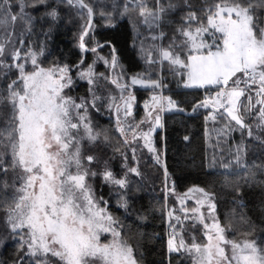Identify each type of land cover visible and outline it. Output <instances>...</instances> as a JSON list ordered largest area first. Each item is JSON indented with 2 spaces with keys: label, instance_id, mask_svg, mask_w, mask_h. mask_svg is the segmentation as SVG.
Returning a JSON list of instances; mask_svg holds the SVG:
<instances>
[{
  "label": "snow or ice",
  "instance_id": "6c2138e0",
  "mask_svg": "<svg viewBox=\"0 0 264 264\" xmlns=\"http://www.w3.org/2000/svg\"><path fill=\"white\" fill-rule=\"evenodd\" d=\"M66 2L87 9L89 16L92 15V8L85 0ZM46 4L47 0H0V29L4 36L0 40V57H4L6 44L11 42L14 34L8 30L9 22L14 24L18 18L31 20L26 9ZM138 7L145 22L151 17L156 27H159L162 13L167 10L160 0H156L154 11L147 8L144 0H138ZM171 7L169 4L168 8ZM258 7H264V0L257 3L253 0H215L204 10L203 18L189 12L178 29L184 38L182 46L188 49L187 56L181 59L171 46L159 53L163 60L186 70L181 74L185 76V87L217 88L214 95L206 96L194 106L193 111L197 108L211 109L206 119L214 121L222 109V116L226 115L241 128H248L249 135L251 130L241 115V97H246L245 109H255L264 120V26H261L264 20L256 16ZM48 15L55 17L57 13L52 10ZM163 35L161 32L153 39H161ZM103 46L99 42L93 48L80 44L82 51L94 53ZM9 58L14 63L5 65L0 60V75L3 74L2 69L8 67L17 70V77L6 84L5 98L12 107V115L8 126L0 129V149H7V152L0 151V172L16 171L20 181L10 197L0 196V207L7 205L10 231L22 241L21 247H26V255L40 258L34 264H48L49 255L56 257L60 264H138L133 248L121 237L118 222L97 203L86 183L89 172L81 163L80 132L83 131L89 140L98 138V133L87 121L86 109L95 107V101L100 97L93 92L91 102L81 99L77 103L67 96L64 90L73 84L68 66L42 67L37 61V52L30 51L22 57L16 49L9 53ZM97 59L113 69L118 63L114 48L110 59L100 56ZM29 62L31 69L26 70L25 65ZM81 65H84L83 58L76 70L79 77L90 85H94L97 78L108 79L96 73L95 62L83 68ZM110 82L120 90L119 99L123 102L121 120V107L115 103L117 97H110V107L117 113L120 133L126 137L130 132L133 139L139 134L149 145V150L155 152L150 137L156 127L163 126L160 113L173 108L183 109L170 96L152 95L151 102L144 103L148 110L146 117L139 122L128 123L127 118L132 115L131 101L135 97L130 92L125 96L126 90L137 84L152 89H160L164 85L158 79L141 75L131 77L130 82L125 81L122 73L116 74ZM257 104L260 106L258 109ZM81 109L85 110L84 115H81ZM143 124H148L147 131L141 129ZM130 142L125 139V143ZM86 159L91 163L93 157ZM156 159L159 162L160 157ZM236 162L239 163L238 156ZM130 171L136 172V169ZM104 178L121 187L126 185L124 179L113 178L111 171H105ZM6 187L5 183H0V191ZM188 191L202 194L203 198L196 199L199 207L190 211L203 223L200 207L207 201L210 216L215 209L211 195L203 188ZM186 198L190 197L181 198L182 206ZM122 206H127L126 201ZM182 210L187 218L189 210L183 207ZM172 215L169 211L168 216ZM176 219L180 220L179 217ZM212 220L211 225L204 224L206 240L203 244L193 240L189 246L182 236L177 240L174 231L168 241L169 251L183 250L194 254L195 264H264V247L255 241L227 239L225 229L214 216ZM102 236L105 237L103 241ZM225 246L229 251L226 252Z\"/></svg>",
  "mask_w": 264,
  "mask_h": 264
},
{
  "label": "trees",
  "instance_id": "16d2710c",
  "mask_svg": "<svg viewBox=\"0 0 264 264\" xmlns=\"http://www.w3.org/2000/svg\"><path fill=\"white\" fill-rule=\"evenodd\" d=\"M160 2L167 10L162 13L159 27H156L151 17L145 22L138 2L85 0L92 8L93 25L86 35L83 34L81 41L77 25L70 18L67 2L47 0L46 5L26 9L32 18L22 19L29 27L13 44V50L18 49L25 56L30 51L37 52V61L45 68L67 65L77 84L68 92L79 99L89 97L90 93L88 84L78 79L76 66L82 58L85 65L93 61L91 51H82L80 44L93 48L99 42L104 46L97 51L102 48V53L108 59L112 49H115L116 67L121 70L125 81L130 82V78L137 75L158 79L164 85V96H170L183 109L179 111L173 108L162 113L163 126L155 134V152L148 151L139 140L137 143H125L114 113L91 110L92 126L98 133V139L82 142L81 145V159L89 172L86 182L96 200L118 222L121 237L133 248L138 264H177L180 258L170 253L168 248L174 231L183 233L190 244L194 239L197 243L205 242L202 227L193 221L182 225L176 220L168 222L166 209L172 200L166 194L168 187L177 193H185L195 187L203 188L212 195L217 218L229 240L255 241L264 247V143L248 139L245 159L239 163L214 149L211 136L207 133L210 122L206 118L211 109L197 108L193 111L194 106L208 96L209 90L184 89L181 74L185 71L169 61H160V50H167L170 46L181 59L187 56L188 49L182 46L184 38L178 29L187 13L195 12L197 17L203 18L204 10L215 0ZM257 2L253 0V3ZM144 3L149 10L156 9V0H144ZM169 4L171 8H168ZM52 10L57 13L55 17L48 15ZM255 12L260 20H264V7L256 8ZM86 31L87 28L84 33ZM161 32L164 34L161 39H153ZM10 52L11 49L9 52L5 50L4 57H0L5 65L14 63L9 58ZM149 60L155 62L150 63ZM2 73L1 110L9 108L10 104L5 98L6 84L17 77V70L4 67ZM112 85L108 88L114 89ZM133 92L136 108L132 123H136L148 112L144 103L153 91L152 88L134 86ZM259 107L257 104L256 109ZM7 110L10 113L0 117V129L6 128L10 122L12 111ZM256 113L258 111L255 109L249 111L247 123L255 124ZM235 141H240L236 132L229 144ZM0 151L7 152V149ZM88 156L93 157L91 163L86 159ZM157 156L160 157L159 162ZM5 160H8L7 155ZM132 168L136 172L130 171ZM105 171H111L115 179H124L126 185L120 187L106 180ZM16 176L17 172L11 169L6 174L0 172V183L7 185L0 191V196L7 199L13 194L14 187L20 183ZM125 201L126 207L122 206ZM6 207H3L1 216L6 213ZM21 245L16 234L9 232L8 241L0 247V264H34L35 259L26 255L27 249H22ZM56 263L59 264L58 261ZM180 263L185 262L182 260Z\"/></svg>",
  "mask_w": 264,
  "mask_h": 264
},
{
  "label": "rangeland",
  "instance_id": "374dc122",
  "mask_svg": "<svg viewBox=\"0 0 264 264\" xmlns=\"http://www.w3.org/2000/svg\"><path fill=\"white\" fill-rule=\"evenodd\" d=\"M137 2H138V0H137ZM67 5H68V11H69L70 18L77 25L78 37L81 38V36L84 34V31L86 30V28L88 26V22H89L88 21L89 20L88 12H87L86 9L81 8L78 5L68 4V3H67ZM28 27H29L28 23H25L24 20H22V19L20 20L19 18L17 19V21L14 22V24L12 22H9L8 30L12 31L14 34L11 37V42L6 44L5 50L7 52H9L10 49H11V52L13 51V48H14L13 44H16V42L19 40V38L22 37L25 34V32H26ZM3 39H4L3 30L0 29V40H3ZM87 41H88V39H87ZM85 43H86V41H85ZM90 53L93 54L92 63L95 62V71H96V73L103 74V76L104 77H108V79L97 78L96 81H95V84L94 85H90L87 82V80L81 79L79 77V74H78V79L80 81L86 82L88 84L89 93H90L89 97L86 98V97L83 96V97L78 99L75 96L69 94L68 91H70V90H72V89L77 87V84L75 83L74 79H72L73 80L72 86L69 87V88H66L64 90V93L67 96L72 97L77 103H79L81 101V99L91 102L92 99H93V92L95 93L96 96L100 97V99L95 101V107L88 106L87 109H86L87 121L90 123L92 129L94 130V128L92 126V120H91V110L92 109H94L97 112L98 111H103V113L112 112V113H114L115 119L117 120V113H116L115 109L110 107V105L112 104V101H111L110 97L111 96H115V97H117L115 103L120 105V107H121V120H123V116H122L123 102L119 99L120 90L115 85L113 86L112 83L110 82V80L112 78H115L116 74H120L121 73V70L117 69V67H115L114 69L110 68L107 64H105L103 62V60L97 59V56L103 57L104 59H108L102 53V48L99 51L95 52V53L94 52H90ZM24 56L25 55H22V57H24ZM37 58H38V55H37ZM160 61H167V60H163L162 57L160 56ZM84 65H85V62H84ZM84 65H81L80 67L83 68ZM25 68H26V70L31 68L30 62L25 65ZM177 68H179V67H177ZM179 69H183V68H179ZM183 71L186 72L185 69H183ZM185 72H183V73H185ZM68 74L70 75V73H68ZM181 83H182V87L184 89H208L209 90L208 96L209 95H214L216 90H217V88L215 86H207V87H204V88L185 87L184 86L185 76H183V81ZM109 85H112L115 90L114 89H109L108 88ZM134 86H137V87H140V88H145V87H142L139 84L133 85L128 90H126L124 95L127 96L128 93L130 92L131 95H133L135 97V93L133 92V87ZM90 88L92 89L91 92H90ZM152 95H159V94L153 93ZM152 95H151V97H152ZM151 97L146 102L150 103L151 102ZM243 101H245V103ZM246 104H247L246 97H241V99H240L241 115L243 116L245 124H247L249 126V128L251 130V133H252L251 135L248 134V130H249L248 128H241L239 125H236L234 121H230V119L226 115L222 116L220 114L221 112H223L222 109L220 110V112L217 113L216 119L214 121L213 120H209L210 126H209V128L207 130V133L210 134V136H211L210 139H212V147L214 149H216L218 152H224L226 154V156H228L229 158H231L234 161H237V156L239 157V161H244L245 154H246V141L248 139L253 138V139H256L257 141H261V142L264 143V120H261L260 117H259V114L256 113L254 115L255 124L252 125L251 123H247L248 120H249L250 115H249V111H247L245 109V107L243 106V105H246ZM131 105H132V107H131L132 115L127 118V122L128 123H132L133 120L135 119V108H136V100L135 99L133 101H131ZM7 109H10L12 111L11 105H9V108H7ZM7 109H5V107L2 110L0 109V117H1V115H7L8 113H10L9 110H7ZM243 110H244V112H243ZM163 112L160 113V117H162V113ZM84 114H85V110L81 109V115H84ZM146 115H147V113L145 114L144 118L146 117ZM143 125H141V129L143 131H147L148 127H149L148 124H143ZM159 128L160 127H156L155 131L152 132L151 137H150L151 147H153L154 149H155V140H154L155 139V134H156V131ZM235 132L240 137V141L239 142L235 141L233 144H229L230 143L229 140H231V138H232V136L234 135ZM123 136H124L125 139L127 138L129 141H131L130 143H137V140H139L140 143L148 151H150L149 150V145L145 144L144 140L139 136V134L137 135V137L135 139L132 138V134L130 132L127 133L126 137H125V135H123ZM96 140H89L87 138V136L84 135L83 131H81L80 132V149H81L82 142H94ZM238 148L240 149L239 153H237V149ZM80 156H81V152H80ZM81 163H82V167L86 169V167L84 166V164L82 162V159H81ZM16 178H17V176H16ZM86 180H87V178H86ZM195 188H200V187H195ZM205 192H207V191H205ZM166 194H167L168 198L172 199L170 204H168L167 209H166V215H167L168 222H170L171 220H176V222H177L176 217L180 218V220L178 221L180 225L184 224L185 222L193 221L196 225H199V226L202 227L204 236H205V231H206V229L204 228V224L206 223V224L211 225V223L213 222V220H212L213 216L215 217L216 221L220 224V222H219V220L217 218V215H216V206H215L214 211L212 212V216H210L209 215L210 209L208 207V202L207 201L204 203V205L202 207H200V212L203 213V217H204L203 223H201L198 218H196V217H194L192 215L190 210L192 208L199 207L196 204V199L197 198H203L202 194H200V193H189V191H187L185 193H177L176 191H174L172 188L170 189L169 187L166 190ZM186 196L190 197V198H186L184 200V203H183V206H182L181 205V198L182 197H186ZM211 202L214 203L212 195H211ZM97 203L99 204V206L103 207L102 204H100V202L97 201ZM182 207H183V209H188L189 210L188 213H187V218H185V212L182 210ZM2 209H3V207H0V220H1L0 221V247L3 246V244L8 241L9 232L13 233V232L10 231L9 225L7 223V219L8 218H7L6 213L3 216H1L2 215L1 214ZM169 211H172V213H173L172 217L168 216ZM220 226H221V224H220ZM175 233H176L177 240L182 236L184 241H185V243L187 245L191 246V244L188 243V240H187V238L185 237V235L183 233H181L179 231H176ZM224 235L227 238L226 230L224 232ZM192 237H195L194 234H192ZM107 238L110 239L111 237L108 236ZM17 239L20 240L18 237H17ZM101 239L103 241L105 239V237L102 236ZM205 240H206V237H205ZM225 247H226V252L229 251V248L227 246H225ZM170 253L175 254L176 256H178V258H180V260L178 259L179 261H178L177 264H195V255L194 254L186 253L183 250H181L180 252H170ZM33 258L35 259V261L40 259L39 257H33ZM47 259H48V264H57L56 262L58 261V259L56 257H52L51 255H49ZM182 260L185 263H180ZM59 264H60V262H59Z\"/></svg>",
  "mask_w": 264,
  "mask_h": 264
},
{
  "label": "built area",
  "instance_id": "2783aa9c",
  "mask_svg": "<svg viewBox=\"0 0 264 264\" xmlns=\"http://www.w3.org/2000/svg\"><path fill=\"white\" fill-rule=\"evenodd\" d=\"M162 83V82H161ZM163 85V84H162ZM153 93H156V94H159V95H162L164 96L165 94V90H164V87L160 88V89H152ZM148 101V100H147ZM172 235V234H171Z\"/></svg>",
  "mask_w": 264,
  "mask_h": 264
},
{
  "label": "water",
  "instance_id": "95a60500",
  "mask_svg": "<svg viewBox=\"0 0 264 264\" xmlns=\"http://www.w3.org/2000/svg\"><path fill=\"white\" fill-rule=\"evenodd\" d=\"M92 25H93V12H92V15L89 16V22H88V26H87V31L86 32H88L91 29Z\"/></svg>",
  "mask_w": 264,
  "mask_h": 264
}]
</instances>
